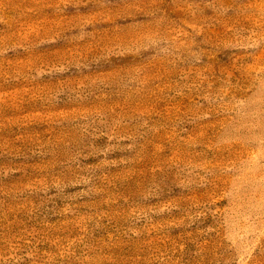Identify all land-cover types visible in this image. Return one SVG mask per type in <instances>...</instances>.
Listing matches in <instances>:
<instances>
[{
	"label": "rangeland",
	"instance_id": "1",
	"mask_svg": "<svg viewBox=\"0 0 264 264\" xmlns=\"http://www.w3.org/2000/svg\"><path fill=\"white\" fill-rule=\"evenodd\" d=\"M0 264H264V0H0Z\"/></svg>",
	"mask_w": 264,
	"mask_h": 264
}]
</instances>
